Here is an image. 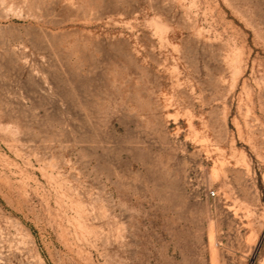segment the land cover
Wrapping results in <instances>:
<instances>
[{"label": "rangeland", "instance_id": "1", "mask_svg": "<svg viewBox=\"0 0 264 264\" xmlns=\"http://www.w3.org/2000/svg\"><path fill=\"white\" fill-rule=\"evenodd\" d=\"M0 264H264V0H0Z\"/></svg>", "mask_w": 264, "mask_h": 264}, {"label": "built area", "instance_id": "2", "mask_svg": "<svg viewBox=\"0 0 264 264\" xmlns=\"http://www.w3.org/2000/svg\"><path fill=\"white\" fill-rule=\"evenodd\" d=\"M210 197H213V198L216 197V192L215 191H211L210 192Z\"/></svg>", "mask_w": 264, "mask_h": 264}]
</instances>
